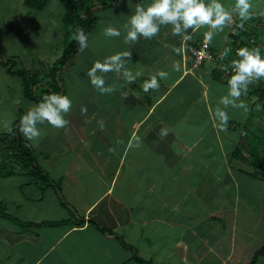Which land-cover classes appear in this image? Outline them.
Wrapping results in <instances>:
<instances>
[{
  "label": "crops",
  "instance_id": "crops-1",
  "mask_svg": "<svg viewBox=\"0 0 264 264\" xmlns=\"http://www.w3.org/2000/svg\"><path fill=\"white\" fill-rule=\"evenodd\" d=\"M221 2L229 9L235 4ZM138 3L146 6L151 0H117L113 7L95 11L97 23L86 34L88 46L69 67L85 92L70 97L68 130L52 127L49 135L34 141L22 134L63 197L37 177L19 180L21 197L31 195L24 189L35 180L37 188L48 191L47 205L63 212L60 219H43L56 224L35 226L2 216L0 264H142L135 254L154 264H249L263 245L264 124L251 126L254 95L247 92L240 98L248 111L227 108L230 119L222 127L215 110L223 108L219 100L227 94V77L216 73L223 65L212 57L194 66L190 51L191 46H203L208 29L201 28L185 43L172 35L171 25L161 26L158 36L125 44L124 25ZM238 19L234 15L231 26L207 43L210 55L224 52ZM108 26L118 28L121 36H105ZM172 46H183L182 54ZM124 51L131 53L126 67L141 75L128 83L109 72L106 85L116 90L101 94L92 86L88 70L96 60ZM176 61L180 71L174 68ZM0 68L11 75L1 58ZM161 70L169 74L167 79L158 78L159 89L145 93L144 81ZM16 90L28 101L22 85L15 88L12 80L0 78V103H7L9 111ZM63 94L67 95L65 86ZM17 117L14 113L11 125ZM162 128L168 129L167 136L159 134ZM156 182L164 183L166 198L159 196L160 201L153 192ZM152 205L160 210L155 217H150Z\"/></svg>",
  "mask_w": 264,
  "mask_h": 264
},
{
  "label": "clouds",
  "instance_id": "clouds-1",
  "mask_svg": "<svg viewBox=\"0 0 264 264\" xmlns=\"http://www.w3.org/2000/svg\"><path fill=\"white\" fill-rule=\"evenodd\" d=\"M234 15L241 21L238 27L243 28L247 21L253 19L252 0H235L231 9L227 8L221 0H151V3L146 6L138 3L134 14L130 15L128 22L124 25L126 32L124 43H136L141 37L150 40L159 35L161 26L169 25H171L172 35L180 36L185 43L190 41L201 28L206 27L208 30L203 33V37L206 43H210L215 36L231 26ZM104 35L120 37L121 31L108 26L104 30ZM74 39L79 43L81 50L87 48L88 38L83 29L76 30ZM172 49L177 55L183 52V46L179 48L172 46ZM230 52V47L225 48L222 58ZM130 56V52L124 51L107 56L103 61L96 60L87 72L92 86L101 94L113 93L116 90L115 86L106 85L105 76L109 72L121 75L128 83L135 82L141 73L133 74L126 67V58ZM236 56L238 59H233L230 64L231 75L227 80V94L219 100L223 108L217 106L215 110V115L224 128L230 119L226 109L231 107L248 111V105L240 99L241 96L247 95L249 85L264 80V54L260 47H240L236 50ZM174 68L176 71L181 70L179 61L174 62ZM168 75L165 71H157L144 81L143 91L148 93L150 90H158L159 79H167ZM71 109L72 100L68 95L59 93L45 95L39 103L30 106L21 117L19 132L29 141L38 140L41 135L38 124L45 122L55 129L67 131L70 121L65 116ZM86 113L87 108L82 107L81 114L86 115ZM10 123L6 122L4 125L5 130L9 132L12 131ZM159 134L162 137L167 136L168 129L162 128ZM139 143V141L136 142L137 147Z\"/></svg>",
  "mask_w": 264,
  "mask_h": 264
},
{
  "label": "rangeland",
  "instance_id": "rangeland-1",
  "mask_svg": "<svg viewBox=\"0 0 264 264\" xmlns=\"http://www.w3.org/2000/svg\"><path fill=\"white\" fill-rule=\"evenodd\" d=\"M66 1L67 0H49L44 9L33 10L25 5L24 0H0V48L2 59H14L17 69H26L29 73L39 74L49 70L50 66H52L62 55L65 48V27L62 21V14ZM102 1L104 0H95L96 3H100ZM232 2H234V0H231L230 4ZM252 3L253 16L255 15L256 17L261 18L258 24L263 27L264 0H252ZM90 35L91 34H89V36ZM106 40L110 41L109 39ZM95 44L99 45L96 42ZM108 44L111 43L109 42ZM261 48L264 50V43H262ZM74 58L75 57H73L67 68H65L62 76L67 95L69 97L76 98L79 97L81 93L85 92V89L82 80L78 77H74L69 69V67L74 63ZM3 69L0 68V78L5 81L12 80V86L15 88L21 87V78L13 74L8 75V73L3 72ZM16 91L17 95H13L14 99L11 100L13 107H11L10 111L7 103H0L1 111L3 114L5 112L4 115L2 114L0 116V122L2 123L0 130L6 131L4 125L6 122H13L14 113L18 115L17 118H21L29 109H27V104L32 103L30 100L27 101L19 98V91ZM16 97H18L17 100H15ZM257 99V96H252L251 102V105H254L253 108L251 107L253 117V124H251V126L256 127V129H258L259 123L264 124V113L262 109L263 104ZM12 126L13 125L10 123L11 128ZM242 126H245V124H242ZM38 128L41 132L40 137H45L46 135H49L52 126L45 122L43 125H39ZM251 130H253V128H251ZM251 130H249L248 133H245L250 135L252 132ZM4 131L0 133V144H6L8 139L11 138L10 136L5 135V133H8L9 131ZM256 132H259V130H256ZM260 134V137H262L263 133ZM25 141L31 149L34 148L31 142L27 139H25ZM52 153H54V155H58L57 152ZM1 157L0 205L1 209L5 210L6 213H11V216L9 214L4 216L12 222L20 221V225L21 223L23 225H26V223L30 225L34 223L33 226H35V222H41L43 219H52L54 217L60 219V217H62L60 215L63 211L60 213L59 209L53 210L50 205H47V203H49V201H47V197L49 196L48 191L45 190V192H42V190L37 188L36 186L38 184L35 183V180L33 182L35 185L33 184L32 186L24 189L26 193L31 195H29L27 199L21 197L22 193L17 188V186H19V180L23 181L28 178L33 179L36 176H31L27 170L26 172L28 174H24L25 171H23L21 163L16 165L14 170L15 173L3 175L4 169L9 167L11 163L8 158L4 157L1 159ZM163 182H156L157 185L153 190V192L158 195V199L156 197L157 201H160V197L161 199L166 198V195H163L162 193L164 189ZM40 205L42 207V212L39 208ZM1 209L0 213L2 212ZM150 210V217H155V214L158 215L160 213V210L157 209V205H152ZM69 217L70 216H68V218ZM175 232L180 231H172L171 234L173 235ZM145 258L149 257L145 256ZM151 262H153V260ZM258 264H264V256L260 257Z\"/></svg>",
  "mask_w": 264,
  "mask_h": 264
},
{
  "label": "trees",
  "instance_id": "trees-1",
  "mask_svg": "<svg viewBox=\"0 0 264 264\" xmlns=\"http://www.w3.org/2000/svg\"><path fill=\"white\" fill-rule=\"evenodd\" d=\"M117 0H104L97 4L95 0H67L64 4V11L62 14V21L65 27V48L62 55L55 61V63L50 66L49 70L43 73H29L26 69H17L14 59L3 60L1 56L0 48V58L1 64L5 66L8 72L13 75H17L22 80V92L23 95L34 104L40 102V100L50 93H64V84L62 73L67 68L69 63L72 61L73 57L80 51V45L76 39H74V34L76 30L83 29L85 34L97 23V18L95 16V11L100 8L113 7ZM49 0H24L25 5L33 10L44 9ZM239 18V17H238ZM261 18L253 16V19L247 21L243 28L238 27L240 20L238 19L235 24V31L229 34L230 43L225 48H231V52L222 58L221 55L213 56L217 57L219 62L222 63V67H217L216 73L220 75H225L229 79L230 75H226L224 72L225 66L231 64L233 59H238L236 56V49L240 47H260L264 43V25L259 26L258 22ZM224 51V50H223ZM262 54L264 50L261 48ZM192 53V52H191ZM248 92L251 95L257 96L263 104L262 109L264 113V80H260L249 85ZM21 118H18L12 126V131L5 133V135L10 136L6 144H0V157L1 159L6 157L11 163L9 167L4 169L3 175L15 173L14 164H22V167L29 169V173L36 176L37 179L42 180L48 185H52L58 191L61 197L60 186L53 180L49 173L42 168L41 164L38 162L34 150L31 149L19 132V122ZM262 142L264 144V130ZM4 149V150H3ZM11 167V168H10ZM261 170L264 172V163L261 165ZM64 204H68L64 198H62ZM1 209V205H0ZM1 215L4 216L11 213H6L1 209ZM12 218V217H11ZM81 218V217H79ZM84 220L83 218H81ZM15 221V220H13ZM16 223H19L15 221ZM57 221H41L35 222V225L40 224H56ZM98 223V222H96ZM27 226L30 224L26 223ZM31 225H34L32 223ZM101 226V225H99ZM102 228V226H101ZM264 256V243L263 245L254 253L253 259L249 264H257L260 257ZM135 258L142 264H154L151 261L139 258L135 254Z\"/></svg>",
  "mask_w": 264,
  "mask_h": 264
},
{
  "label": "built area",
  "instance_id": "built-area-1",
  "mask_svg": "<svg viewBox=\"0 0 264 264\" xmlns=\"http://www.w3.org/2000/svg\"><path fill=\"white\" fill-rule=\"evenodd\" d=\"M238 49V48H237ZM236 49V50H237ZM190 51L192 52L193 56H194V66H199L201 65V63L205 60V59H209L212 58V56L208 53L207 51V43L204 40L203 46L201 48H196V47H190ZM221 55V54H220ZM224 72L226 75L231 74V68H230V64L225 66L224 68Z\"/></svg>",
  "mask_w": 264,
  "mask_h": 264
}]
</instances>
